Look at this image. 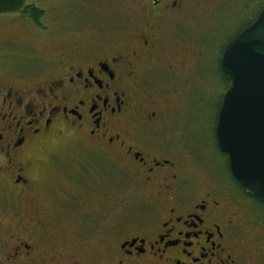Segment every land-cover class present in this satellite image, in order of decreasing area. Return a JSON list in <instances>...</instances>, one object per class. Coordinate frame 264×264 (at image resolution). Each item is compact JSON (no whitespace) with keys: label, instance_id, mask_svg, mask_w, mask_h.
Masks as SVG:
<instances>
[{"label":"flooded vegetation","instance_id":"flooded-vegetation-1","mask_svg":"<svg viewBox=\"0 0 264 264\" xmlns=\"http://www.w3.org/2000/svg\"><path fill=\"white\" fill-rule=\"evenodd\" d=\"M201 4L122 0L126 22L77 27L39 71L0 73V264H264V218L247 200L264 205L177 130L199 66L176 30ZM61 140L74 147L62 159L50 151ZM105 156L142 200L109 235L104 204L87 205Z\"/></svg>","mask_w":264,"mask_h":264},{"label":"rangeland","instance_id":"rangeland-1","mask_svg":"<svg viewBox=\"0 0 264 264\" xmlns=\"http://www.w3.org/2000/svg\"><path fill=\"white\" fill-rule=\"evenodd\" d=\"M27 4L44 12L41 25L19 13L0 15V73L21 75L23 69L33 66L38 67L39 71L51 53L71 43V36L77 27L81 26V29L96 24L100 30L106 31V27L112 29L126 22L128 16L127 13L120 12L122 0H28ZM259 5V0H202L201 5L193 7L195 18L176 30V36L184 39L195 50L199 66V73L195 78L194 72L189 74L190 79L194 78L198 96L185 100V103L189 102L188 108L195 106L192 113L190 111L191 115L186 114L188 110L185 112L183 124L177 130L181 132L190 152L192 148H189L190 144L187 142L193 138L190 143H197L198 148L192 150L199 155L205 153L207 158L211 156L212 169L224 182L232 184L235 182L229 171L228 160L216 144L220 105L227 91L220 59L226 43L255 17ZM192 114L195 116V129L185 125V122L194 120ZM66 141H58L56 146L51 147V153L57 154V158L62 159L66 155L69 157L70 148H74L72 142L67 144ZM189 151L186 152L189 156L185 155L183 163L187 170L195 173V168L191 167L196 163L195 156ZM83 156L94 161L86 154ZM103 163L105 175L102 194L97 196L96 192H89L87 205L89 207L94 201L104 204V231L109 235L117 224V218L125 216L131 210L137 211L142 200L138 185L128 171L116 167L106 156ZM66 170L69 171L67 168ZM247 201L264 218V207L252 199L248 198ZM120 227L123 228L124 225ZM86 244L90 246L91 240Z\"/></svg>","mask_w":264,"mask_h":264},{"label":"water","instance_id":"water-1","mask_svg":"<svg viewBox=\"0 0 264 264\" xmlns=\"http://www.w3.org/2000/svg\"><path fill=\"white\" fill-rule=\"evenodd\" d=\"M221 68L231 81L216 139L246 194L264 204V9L225 48Z\"/></svg>","mask_w":264,"mask_h":264},{"label":"trees","instance_id":"trees-1","mask_svg":"<svg viewBox=\"0 0 264 264\" xmlns=\"http://www.w3.org/2000/svg\"><path fill=\"white\" fill-rule=\"evenodd\" d=\"M27 2H28V0H0V15L19 13V14L24 15L25 17L31 19L37 25H41V20L44 17V12L42 10H40L39 8H37L36 6H34V5H28ZM259 3L261 5H259L260 8L256 12L255 17L252 20L248 21L247 24L242 29H240L233 36L232 39H230L226 43V45L230 41H232L242 30H244L245 28L249 27L253 22H255V20L260 15L261 11L264 9V0H261V1L259 0ZM226 45L224 46V48L222 50V53L224 52ZM226 80H227L226 85H227V89H228L230 80L228 78H226ZM220 107H221V105H220ZM221 154H223V153H221ZM224 156L226 157V154H224ZM250 197H252V196H250Z\"/></svg>","mask_w":264,"mask_h":264}]
</instances>
